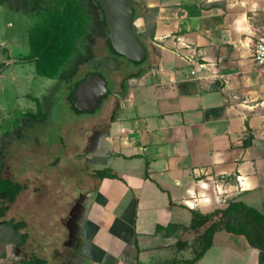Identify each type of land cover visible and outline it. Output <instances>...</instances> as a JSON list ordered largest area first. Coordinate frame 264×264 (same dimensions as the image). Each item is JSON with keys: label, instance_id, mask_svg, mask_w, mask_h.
<instances>
[{"label": "crops", "instance_id": "0c3cea01", "mask_svg": "<svg viewBox=\"0 0 264 264\" xmlns=\"http://www.w3.org/2000/svg\"><path fill=\"white\" fill-rule=\"evenodd\" d=\"M146 1L150 16L139 13L135 26L152 67L131 82L110 132L88 153L92 193L75 257L65 254V220L78 196H22L21 220H8L38 233L33 248L48 264H211L219 245L217 264L248 251L247 264H257L259 250L225 230L197 262L173 261L194 255L203 228H183L193 209L237 198L264 210V71L253 57L264 0Z\"/></svg>", "mask_w": 264, "mask_h": 264}, {"label": "flooded vegetation", "instance_id": "af4514ba", "mask_svg": "<svg viewBox=\"0 0 264 264\" xmlns=\"http://www.w3.org/2000/svg\"><path fill=\"white\" fill-rule=\"evenodd\" d=\"M73 1L82 5L83 13L86 15L84 31L79 35H69L73 38L68 45L69 47L61 50V55L64 54L65 59H58V73L54 77H48L52 79L53 83L45 88L36 105V109L41 107L43 111L48 112L52 104L51 98L57 97V103L60 108H70L71 112H73L69 114L71 115L70 119L67 122H63L60 126V130H63V133L68 131L77 135L74 138L75 140L73 139L70 143V146H72L73 150H76L75 161L80 160L83 163L84 170L80 173L82 189L78 190L77 184H73L70 186L71 190L68 191L71 193L70 196L78 197L65 220L66 226H68L71 218L70 214L76 206L79 197L90 196L92 193V188H88L85 184L91 173L88 167V153L97 147L99 148L103 143L104 135L110 132L111 121L119 114L121 101L130 96L132 90L131 82L140 78L141 73L148 72L152 67L150 45L141 36L139 39L149 48L147 56L141 63H134L125 55L115 53L111 49L104 13L95 0H0V12L5 9V11H9L10 14L15 16L14 19L6 23V26L11 30L10 34L8 37L4 36L0 39V51L7 52L8 55L6 63L0 61V68H3L1 72H3L4 68L8 69L10 67L15 70L16 67L25 66L33 67L37 71L36 62L39 54L34 50L33 30L43 22L48 11L60 8L62 4ZM133 3L136 13L148 14V12H144L145 7L137 0H133ZM0 16L2 17V15ZM16 52L23 58H19ZM125 61L130 63L129 66H124ZM96 75L103 77L109 91L95 110L81 109L80 106L86 107L89 105V100L80 103L82 99L79 101V89L90 79H95ZM109 82L112 83V87L109 86ZM36 109L29 108L25 116L14 118L15 123L6 132V135L2 136L0 134V177L6 178L13 184H18L22 187L16 196L28 189L26 181L20 182L18 178L21 177V173L23 175L31 172V169L21 170L24 156L28 158L27 163L30 164L29 166L35 168L39 162L37 160L45 157V154L52 153L59 148L61 149V154L67 152L65 149L68 145H65L64 135H61L60 143L50 144L49 146H44L41 141L32 145H25L20 141L19 136L23 135L22 129H32L36 120L40 121L38 117L40 111ZM78 133L80 134L79 136ZM79 155L80 157H78ZM71 159L72 156L70 155H62L55 166L66 164ZM12 166L14 168L13 171H11ZM15 167L19 168V176H17L18 172L15 171ZM36 174L32 179L33 183L35 182L32 189L33 192H31V194H34L33 196H47V194L60 196L59 194L67 192L66 188L65 190L60 188L58 190L55 189L53 193H49L50 191H47V185L45 184L48 181L44 180L45 173H40L37 176ZM56 176L60 175L57 174ZM2 216H0V219ZM4 221L9 220L1 219L0 225ZM67 242H69V239ZM21 248V255L13 248V251L8 255L9 258L22 263L27 258V255L23 246ZM69 248L71 250L70 256L74 258L76 248H71L70 246Z\"/></svg>", "mask_w": 264, "mask_h": 264}, {"label": "rangeland", "instance_id": "374dc122", "mask_svg": "<svg viewBox=\"0 0 264 264\" xmlns=\"http://www.w3.org/2000/svg\"><path fill=\"white\" fill-rule=\"evenodd\" d=\"M0 39H2L4 36L8 37L11 30L9 27L6 26V23L14 19L15 16L10 14L9 11H5L3 9L0 12ZM16 54L19 55V53L16 52ZM15 54V55H16ZM16 55V56H18ZM19 58H23L21 55H19ZM8 59L7 52L0 51V61H3L6 63ZM130 63L125 61L124 66H129ZM2 67L0 68V75L1 73H4V78L0 79V134L2 136L6 135V132L10 130V127L13 123H15L14 118H20L21 116H25L26 112H28L29 108L36 109V105L38 103V100L43 95L44 90L47 86L51 85L53 83L52 79L48 77H44L35 71L33 67H16L15 70H12V68H8L2 71ZM109 86L112 87V83L109 82ZM52 104L50 106V109L48 112L43 111L42 108L39 109L38 117L40 119L36 120V123L30 128L22 129V136H19L20 141L25 145H32L34 143H37L38 141L45 145H50L54 143H60L61 141V135H64L65 137V145H68V147L65 149L67 152L64 154H61V149H56V151L52 153L45 154V157H42L41 159L37 160L39 161L35 168H31L33 166H29L30 164L27 163L26 156H24V161L21 166V170L25 169H31L29 173H24L19 178L20 182H25L27 186V190L21 192L19 196L18 203L14 204L13 206L10 205L11 208L9 212H5L1 219L8 220L9 216L14 215L15 220H21V211L22 210V196H33L34 194H31L34 183H33V176L36 174L39 175L40 173H45V182L47 185V191H50L49 193H53L56 190L62 188L65 190L67 189L66 193L59 194L60 196H70L71 193L68 191L71 190L70 186L73 184H77L78 190L82 189L81 187V178L80 173L84 170L83 163L80 162V160L75 161V155L76 150H73L72 146H70V143L72 140L77 136L74 135L72 132L60 130V126L63 124V122H67L70 119L69 115L71 112L69 109L60 108L57 103V97L51 98ZM36 109V110H37ZM11 132H13L11 130ZM80 134L78 133V136ZM75 140V139H74ZM72 151V153H71ZM79 151V150H78ZM72 156L71 160H68L66 164H59L57 167L55 166L58 162L59 158L62 156ZM80 157V155L78 156ZM27 167V168H26ZM86 167V166H85ZM15 171L18 172L17 176H19V168L15 167ZM14 168L12 166L13 171ZM35 171V172H34ZM63 171V172H62ZM21 172V171H20ZM28 172V171H27ZM32 173V174H31ZM59 174L60 176H56ZM5 175V174H4ZM29 176V177H27ZM15 177V176H14ZM42 177V175H41ZM57 177V178H56ZM26 178V179H25ZM51 179V180H49ZM25 180V181H24ZM47 196H53V194ZM227 202H223L222 206L226 205ZM11 204V203H10ZM0 219V220H1ZM29 221V220H28ZM20 222V221H19ZM30 224L32 222L30 221ZM0 229L4 231L5 233L12 234V227L9 224L3 223L0 225ZM32 228V227H31ZM30 235V236H29ZM14 238L18 239L20 236L17 234H14ZM29 238L33 239V241H29L27 239L26 243H24L23 248L26 251V255H38L43 253L42 250H39L36 247V237L38 236V233H28ZM30 239V240H31ZM12 244L7 245L8 254L13 251V248L11 247ZM220 246V245H219ZM217 251L212 250L207 256V261L209 263H219V251L220 255L223 254V249L219 248ZM42 251V252H41ZM69 247H66L65 254H69ZM250 251H248L243 258L239 259L238 262H233L232 258L227 257V259H222L220 261V264H247L248 260L250 258ZM10 258L7 257V260ZM50 264H56L54 259L49 258Z\"/></svg>", "mask_w": 264, "mask_h": 264}, {"label": "trees", "instance_id": "16d2710c", "mask_svg": "<svg viewBox=\"0 0 264 264\" xmlns=\"http://www.w3.org/2000/svg\"><path fill=\"white\" fill-rule=\"evenodd\" d=\"M134 17L136 20L139 14L135 12ZM85 20L86 15L83 13L82 5L76 1L66 2L60 8L46 13L43 22L33 30V46L39 54L36 62L38 74L46 77L57 75L58 59H65V55H61V50L69 47L73 39L69 35H79L84 31ZM135 29L140 38L136 27ZM146 33L153 36L154 26H148ZM107 171L97 172V175L104 176ZM21 188L20 185L0 177V216L4 215L8 204L16 200ZM3 223L11 225L13 231L12 234H8L0 229V264H4V260L8 257L7 245L15 244L22 247L28 239V234L20 231L23 222L4 221ZM183 228L184 231L203 228V231L190 244L194 246V255L191 258L174 260L173 263L197 262L212 247L215 233L225 230L235 235H243L251 247L259 250L257 264H264V210L249 205L242 199H230L226 205L215 207L205 213L193 209L190 224ZM14 234L20 237L16 239ZM20 264L48 263L45 258L33 254L28 255Z\"/></svg>", "mask_w": 264, "mask_h": 264}, {"label": "water", "instance_id": "95a60500", "mask_svg": "<svg viewBox=\"0 0 264 264\" xmlns=\"http://www.w3.org/2000/svg\"><path fill=\"white\" fill-rule=\"evenodd\" d=\"M103 10L108 27L110 47L115 53L125 55L134 63H141L148 54L149 48L139 39L135 29V8L133 0H95ZM147 11L149 7L146 0H137ZM79 89V101L89 100V105L81 107L84 110H95L109 89L101 75H96ZM87 195L80 196L76 206L71 212L68 222L70 229L67 246L76 247L81 236V222L86 210ZM12 248L21 255L22 248L12 244Z\"/></svg>", "mask_w": 264, "mask_h": 264}, {"label": "built area", "instance_id": "2783aa9c", "mask_svg": "<svg viewBox=\"0 0 264 264\" xmlns=\"http://www.w3.org/2000/svg\"><path fill=\"white\" fill-rule=\"evenodd\" d=\"M253 57L260 69L264 71V35L255 43ZM192 73H195V71Z\"/></svg>", "mask_w": 264, "mask_h": 264}]
</instances>
